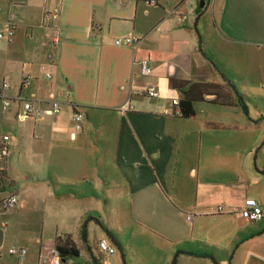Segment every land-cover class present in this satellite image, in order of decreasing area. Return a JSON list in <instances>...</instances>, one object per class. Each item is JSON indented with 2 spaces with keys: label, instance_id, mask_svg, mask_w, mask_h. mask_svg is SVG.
<instances>
[{
  "label": "crops",
  "instance_id": "0c3cea01",
  "mask_svg": "<svg viewBox=\"0 0 264 264\" xmlns=\"http://www.w3.org/2000/svg\"><path fill=\"white\" fill-rule=\"evenodd\" d=\"M205 4L0 0V30L16 29L0 41L12 99L7 111L0 100V139L14 142L10 158L0 156V247L27 250L22 261L4 252L0 264L49 261L64 238L80 256L63 264H171L180 246L214 259L183 255L177 264H264V219L241 217L248 201L264 208V109L246 104L264 100L249 89L264 95V0ZM48 12L59 14L58 43ZM132 36L139 47L115 45ZM151 86L158 98L147 97ZM179 87H195L201 100L191 119L172 115ZM31 97L44 110L60 102V113L20 121ZM74 110L84 114L81 132ZM14 193L18 206L8 210ZM92 212L119 237L125 262ZM101 240L116 252H103Z\"/></svg>",
  "mask_w": 264,
  "mask_h": 264
},
{
  "label": "built area",
  "instance_id": "2783aa9c",
  "mask_svg": "<svg viewBox=\"0 0 264 264\" xmlns=\"http://www.w3.org/2000/svg\"><path fill=\"white\" fill-rule=\"evenodd\" d=\"M152 5H155L154 1H152ZM2 13V7L0 6V15ZM45 21L51 24L52 30L56 33V35L53 36V41L55 43H58L60 40V34H59V28L56 24L59 20V14L57 12H48L44 16ZM16 29L15 26L8 23L6 24L5 28L3 30H0V41H6V42H12L15 38ZM141 44V39L135 36L132 37H125L122 39H118L115 41L116 46H127V47H139ZM141 73L143 76H150L152 75V66L149 60H145L141 64ZM46 78L50 79L52 78V72L46 71L45 72ZM10 89V80L8 78H0V100L2 101V109L3 111H7L10 106L12 99L5 96L3 93ZM147 97L149 98H158L159 92L156 87L151 86L147 89L146 92ZM172 115L173 116H179L180 115V108H179V101L178 99H175L172 101ZM60 113V102L53 101L51 103V107L49 110H44L40 102L36 98H28L24 101V109L19 114L18 119L22 122H25L26 120L30 118H36L40 119L45 114L48 115H56ZM165 114H169V111H166ZM71 119L74 123V128L77 132H81L83 129V121H84V114L80 110H74L71 114ZM14 145L13 140L9 135H4L0 139V156L4 158L5 160L9 159L12 154V147ZM6 181V175H5V169L0 168V181ZM19 203V196L17 194H11L8 198L4 200V207L8 210H14L18 206ZM224 207L220 206L218 208L219 212H223ZM241 217L248 221V222H258L264 219V208L263 206L256 204L253 201H248L245 205V208L241 212ZM190 220L191 217H188ZM3 227H6L5 224H3ZM99 248L108 254H114L116 252V249L111 247L109 242L107 240H101L99 243ZM6 252V254L9 257H14L19 261H22L26 255L27 250L25 248L18 247L16 245H11L4 249L3 247H0V257L3 255V253ZM39 264H63L58 255L53 257L51 260H42Z\"/></svg>",
  "mask_w": 264,
  "mask_h": 264
},
{
  "label": "trees",
  "instance_id": "16d2710c",
  "mask_svg": "<svg viewBox=\"0 0 264 264\" xmlns=\"http://www.w3.org/2000/svg\"><path fill=\"white\" fill-rule=\"evenodd\" d=\"M206 1H209V0H206ZM205 5H206L205 0H202V6H205ZM194 88L195 87H183L180 89L182 90V95L178 98V101H179V108L181 112L178 117H180L181 119L187 120L195 116V104L197 102H200L201 100H199L198 98H195L191 94V89H194ZM237 93L239 94L238 91ZM240 100L243 103V99L241 95H240ZM243 108H244V111H247L246 106H244ZM87 216L89 218L93 217L92 220H95L98 225L104 228V230L106 231V234L108 235L112 243L116 245V247L119 249L120 253L122 254L123 260L125 262V248L122 242L120 241L119 237L112 230L106 229L103 226L102 221H100L101 217L96 212L89 213ZM56 252L61 261H64L67 259L77 260L80 256V251H79L78 246L74 242H72V240H70L69 238H64V239H60L57 241ZM183 255L190 256V257H196V258L214 259L210 251L197 250V249H193V248L186 247V246H180L176 250L171 264H177L178 258ZM216 264H219V263L216 262Z\"/></svg>",
  "mask_w": 264,
  "mask_h": 264
},
{
  "label": "rangeland",
  "instance_id": "374dc122",
  "mask_svg": "<svg viewBox=\"0 0 264 264\" xmlns=\"http://www.w3.org/2000/svg\"><path fill=\"white\" fill-rule=\"evenodd\" d=\"M250 90H251V96H253V94H254V92H255V94H260V95H262V96H264L263 95V93L261 92V91H254L255 89H254V87L251 85L250 86V88H249ZM255 100H257V101H252V102H248L247 101V105H249L250 106V109L252 110V109H255V108H259V107H263V109H264V100H260V99H255Z\"/></svg>",
  "mask_w": 264,
  "mask_h": 264
},
{
  "label": "water",
  "instance_id": "95a60500",
  "mask_svg": "<svg viewBox=\"0 0 264 264\" xmlns=\"http://www.w3.org/2000/svg\"><path fill=\"white\" fill-rule=\"evenodd\" d=\"M62 263H63V261H62Z\"/></svg>",
  "mask_w": 264,
  "mask_h": 264
}]
</instances>
